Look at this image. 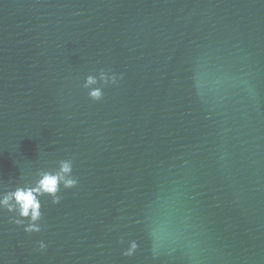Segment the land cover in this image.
Here are the masks:
<instances>
[{"label":"water","instance_id":"water-1","mask_svg":"<svg viewBox=\"0 0 264 264\" xmlns=\"http://www.w3.org/2000/svg\"><path fill=\"white\" fill-rule=\"evenodd\" d=\"M68 158L0 264H264V0H0V197Z\"/></svg>","mask_w":264,"mask_h":264},{"label":"clouds","instance_id":"clouds-1","mask_svg":"<svg viewBox=\"0 0 264 264\" xmlns=\"http://www.w3.org/2000/svg\"><path fill=\"white\" fill-rule=\"evenodd\" d=\"M123 79V74L117 76L115 73L101 69L99 78L86 77L83 87L88 89V98L93 102H100L104 98L103 88L114 86ZM93 85H100L92 88ZM38 179L32 185L17 187L14 191L0 197V209L14 213L9 222L16 225L26 234H38L42 230L40 221L43 218L42 202L50 200L51 204L61 203V191L71 190L79 186V180L73 175L72 159H64L59 162L55 171L40 172ZM48 245L43 241L38 242L37 251L43 253ZM135 248V245H133ZM122 255L129 256L130 252H123Z\"/></svg>","mask_w":264,"mask_h":264}]
</instances>
